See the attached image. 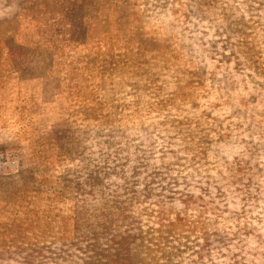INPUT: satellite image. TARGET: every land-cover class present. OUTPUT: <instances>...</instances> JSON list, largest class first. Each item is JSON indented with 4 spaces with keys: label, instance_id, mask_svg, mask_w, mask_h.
<instances>
[{
    "label": "rangeland",
    "instance_id": "rangeland-1",
    "mask_svg": "<svg viewBox=\"0 0 264 264\" xmlns=\"http://www.w3.org/2000/svg\"><path fill=\"white\" fill-rule=\"evenodd\" d=\"M0 264H264V0H0Z\"/></svg>",
    "mask_w": 264,
    "mask_h": 264
}]
</instances>
